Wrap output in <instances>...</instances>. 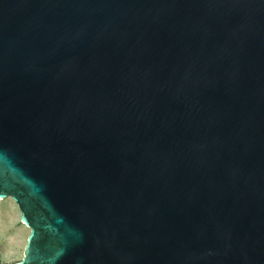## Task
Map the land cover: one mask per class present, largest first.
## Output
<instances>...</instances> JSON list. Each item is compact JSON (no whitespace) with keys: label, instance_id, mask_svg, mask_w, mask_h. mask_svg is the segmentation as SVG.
I'll list each match as a JSON object with an SVG mask.
<instances>
[{"label":"water","instance_id":"water-1","mask_svg":"<svg viewBox=\"0 0 264 264\" xmlns=\"http://www.w3.org/2000/svg\"><path fill=\"white\" fill-rule=\"evenodd\" d=\"M16 264H264V0H0V201Z\"/></svg>","mask_w":264,"mask_h":264},{"label":"rangeland","instance_id":"rangeland-1","mask_svg":"<svg viewBox=\"0 0 264 264\" xmlns=\"http://www.w3.org/2000/svg\"><path fill=\"white\" fill-rule=\"evenodd\" d=\"M28 234L29 230L21 224L13 201H0V264L21 261Z\"/></svg>","mask_w":264,"mask_h":264}]
</instances>
